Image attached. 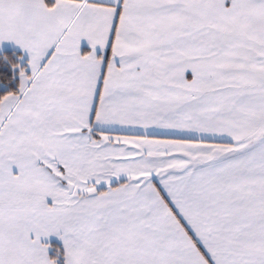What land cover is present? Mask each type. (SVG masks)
Instances as JSON below:
<instances>
[{
	"label": "snow or ice",
	"instance_id": "6c2138e0",
	"mask_svg": "<svg viewBox=\"0 0 264 264\" xmlns=\"http://www.w3.org/2000/svg\"><path fill=\"white\" fill-rule=\"evenodd\" d=\"M0 264H264V0H0Z\"/></svg>",
	"mask_w": 264,
	"mask_h": 264
}]
</instances>
